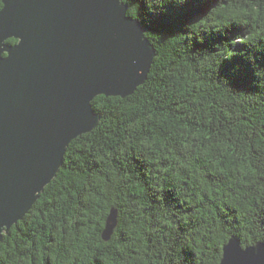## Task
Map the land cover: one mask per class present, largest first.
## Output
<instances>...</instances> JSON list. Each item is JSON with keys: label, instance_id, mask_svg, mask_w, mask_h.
<instances>
[{"label": "clouds", "instance_id": "9594fccd", "mask_svg": "<svg viewBox=\"0 0 264 264\" xmlns=\"http://www.w3.org/2000/svg\"><path fill=\"white\" fill-rule=\"evenodd\" d=\"M119 2L128 5L126 17L151 25L170 7L184 12L191 0H144V15L140 3ZM198 3L205 11L170 36L182 37L175 67L185 81L178 95L187 104L180 106L195 104L200 112L203 104L205 116L222 112L232 127L242 128V105L264 110V7L257 15L248 0ZM17 38L4 43L18 46ZM242 72L250 82L235 88ZM90 104L100 120L94 98ZM141 123L130 122V134L110 150H96L97 167L82 185L84 206H77L83 226L73 228L70 218L68 233L41 256L51 264H134L133 257L136 264H224L233 240L243 251L264 243V155L254 156L239 133L217 130L202 139L170 130L161 136ZM101 234L105 241L98 240Z\"/></svg>", "mask_w": 264, "mask_h": 264}, {"label": "water", "instance_id": "95a60500", "mask_svg": "<svg viewBox=\"0 0 264 264\" xmlns=\"http://www.w3.org/2000/svg\"><path fill=\"white\" fill-rule=\"evenodd\" d=\"M4 2L0 53L10 56L0 58V242L57 175L71 141L97 126L90 101L133 94L156 56L146 28L119 0ZM17 37L18 46L4 43ZM226 253L224 264H264V243L243 251L233 240Z\"/></svg>", "mask_w": 264, "mask_h": 264}, {"label": "trees", "instance_id": "16d2710c", "mask_svg": "<svg viewBox=\"0 0 264 264\" xmlns=\"http://www.w3.org/2000/svg\"><path fill=\"white\" fill-rule=\"evenodd\" d=\"M130 2L140 3L141 15L146 13L144 0ZM248 3L257 15L264 7L262 0H248ZM0 5H3L2 0ZM204 11L198 0H191L182 13L170 7L167 15L154 17L151 25L142 23L146 31L154 32L146 33L156 52L148 78L127 97L99 95L94 99L101 119L92 131L71 141L57 175L44 188L27 215L4 234L0 242V264H26L28 258H31V264H51L40 252L64 238L69 231L70 218L74 220L73 228L83 226V222L77 218V206H84L81 199L82 185L86 172L97 167L96 150L101 145L110 150L129 135V123L132 121L141 120V129L155 131L161 136L168 135L170 130L194 132L202 139H211L212 132L217 130L221 136L231 137L239 133L245 142L244 146L254 156L264 155V110H250L248 106L242 105L240 111L246 113L240 117L243 127L235 128L231 126L234 121H229L222 112L205 116L203 104L200 105V112H196L195 104L184 108L180 106L181 103L187 104L178 95L179 90L185 87V81L180 70L175 67L179 59L175 45L182 37L170 36L178 34L188 20ZM9 42L15 43L17 39L11 38ZM197 47L201 45L197 44ZM237 62L242 63V59ZM227 70L226 65L225 72ZM249 82L247 75L242 72L233 86L245 88ZM189 112L195 114L189 117ZM248 130H251L250 135ZM98 240L105 241L102 234ZM136 260L133 257L134 264Z\"/></svg>", "mask_w": 264, "mask_h": 264}]
</instances>
